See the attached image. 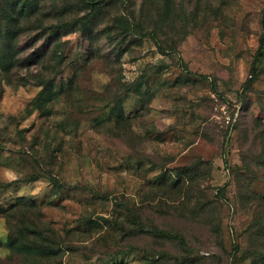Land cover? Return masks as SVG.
Here are the masks:
<instances>
[{"label": "rangeland", "instance_id": "1", "mask_svg": "<svg viewBox=\"0 0 264 264\" xmlns=\"http://www.w3.org/2000/svg\"><path fill=\"white\" fill-rule=\"evenodd\" d=\"M263 12L0 0V264H264Z\"/></svg>", "mask_w": 264, "mask_h": 264}, {"label": "trees", "instance_id": "2", "mask_svg": "<svg viewBox=\"0 0 264 264\" xmlns=\"http://www.w3.org/2000/svg\"><path fill=\"white\" fill-rule=\"evenodd\" d=\"M261 27H262V30L264 29V12L262 14V17H261ZM264 30L261 34V37L259 39V47H258V50H257V54H256V59H258L259 57H262L263 56V53H264ZM162 233L169 237V238H174L176 237V234H173L171 232H168V231H162Z\"/></svg>", "mask_w": 264, "mask_h": 264}]
</instances>
